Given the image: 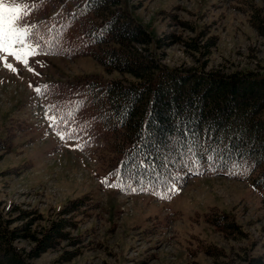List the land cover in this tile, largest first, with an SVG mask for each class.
I'll list each match as a JSON object with an SVG mask.
<instances>
[{"label": "rangeland", "instance_id": "obj_1", "mask_svg": "<svg viewBox=\"0 0 264 264\" xmlns=\"http://www.w3.org/2000/svg\"><path fill=\"white\" fill-rule=\"evenodd\" d=\"M34 1L3 0L6 5L22 8V24L27 28L40 17L30 12ZM121 2L150 35V42L141 46L148 57L168 66H203L222 73L264 72V34L251 19L253 13H259L258 19L264 21V0ZM199 31L204 33L197 38L198 44L214 39L209 49L190 50L181 41L167 37L168 33H175L188 38ZM158 37L160 46L155 43ZM28 44L33 43L29 40ZM90 72L109 78H132L129 73L106 69L90 55L66 57L38 51L17 61L0 53V140H11L8 149L0 147V208L10 218L9 226L20 224L23 220L13 218L21 209H27L31 213L24 219L31 218L30 228L40 230L58 216L57 210L70 199L87 193L90 196L89 215L77 225L66 227L69 236L81 234L82 241L70 244L68 238H61L29 261L264 264V202L260 190L244 174L226 176L219 170L208 174L200 169L201 173L191 177L182 188L170 189L174 195L170 200L169 196L140 194L134 189L126 194L108 184L114 178L107 175V158L112 154L101 139L86 143L82 134L65 131L57 121L55 127L49 126L46 114H53L46 108L47 98L41 93L40 84L70 80ZM61 134L65 139H60ZM12 205L21 209L14 211ZM213 208L229 214L240 231L225 233L205 221L204 213ZM13 243L26 253L34 240L26 233ZM206 244L216 246L218 253L205 252ZM71 250L76 252L61 258Z\"/></svg>", "mask_w": 264, "mask_h": 264}, {"label": "trees", "instance_id": "obj_2", "mask_svg": "<svg viewBox=\"0 0 264 264\" xmlns=\"http://www.w3.org/2000/svg\"><path fill=\"white\" fill-rule=\"evenodd\" d=\"M34 2L30 12L40 17L28 32L41 52L91 55L106 69L132 76L86 73L42 86L60 128L82 134L86 143L102 140L112 154L107 158L110 173L123 188L168 197L190 173L219 170L247 176L264 202V72L222 73L203 66H168L148 57L141 46L150 42V35L121 0ZM253 15L252 23L264 34V21L259 13ZM202 33L167 37L190 50L209 49L214 39L198 44ZM155 43L161 45L160 37ZM10 146L11 140H0V147ZM89 200L88 193L70 199L40 230L30 228V217L24 219L30 210L12 205L14 211L21 209L13 219L23 221L9 226L11 220L0 208V264H32L29 258L61 238L70 244L82 241L81 234L69 236L66 227L89 215ZM204 219L222 232L240 231L229 214L216 208L204 213ZM26 233L34 245L24 253L13 241ZM203 249L218 253L212 244ZM67 252L61 258L76 250Z\"/></svg>", "mask_w": 264, "mask_h": 264}, {"label": "snow or ice", "instance_id": "obj_3", "mask_svg": "<svg viewBox=\"0 0 264 264\" xmlns=\"http://www.w3.org/2000/svg\"><path fill=\"white\" fill-rule=\"evenodd\" d=\"M23 20V10L19 5H6L0 0V53H7L17 61H22L25 54L36 55L38 52V45L28 44L31 34L27 26L22 24ZM25 45H28L27 49ZM36 91L39 92L40 89L37 88ZM46 118L49 126L55 127L56 118L48 117L47 114ZM60 139H65V136L61 134Z\"/></svg>", "mask_w": 264, "mask_h": 264}]
</instances>
